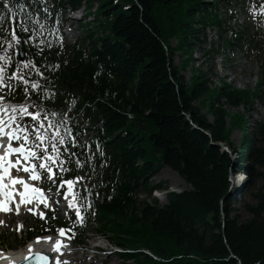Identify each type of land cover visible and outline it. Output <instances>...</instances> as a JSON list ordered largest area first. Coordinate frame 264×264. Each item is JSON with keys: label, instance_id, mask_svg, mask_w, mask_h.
<instances>
[{"label": "trees", "instance_id": "16d2710c", "mask_svg": "<svg viewBox=\"0 0 264 264\" xmlns=\"http://www.w3.org/2000/svg\"><path fill=\"white\" fill-rule=\"evenodd\" d=\"M66 1L74 7L80 3ZM120 1L130 8L113 1L100 4L98 15L105 20L97 29L103 37L93 39L90 54L80 47L74 52L45 47L39 59L35 48L25 47L31 62L25 68L9 49L13 69L19 66L28 81L39 85L37 90L29 85L26 94L20 83L18 95L63 117L74 115V123L61 120L64 132H95L83 152L93 158L85 178L97 179L90 181V195L102 193L99 231L122 247L150 250L160 261L143 252L122 258L133 264H264V122L248 133L247 119L237 114L228 127L227 111L216 107L222 99L231 108L249 106L258 93L225 86L215 95L203 72L190 88L174 68L176 48L170 41L183 37L192 59L193 25L202 0H189L184 21L185 0ZM63 6L64 0H0V16L5 17L0 27L7 29L0 31V39L10 36L13 11L20 25L30 18L43 20L41 15L50 12L60 14ZM195 102L207 105L212 123ZM236 128L243 131L239 147L231 139ZM218 144L228 146L232 155ZM163 168L176 172L190 190L170 193L168 204L159 207L148 200L156 188L152 179ZM237 173L248 177L241 209L229 194L231 176ZM141 194L146 199L139 200Z\"/></svg>", "mask_w": 264, "mask_h": 264}, {"label": "rangeland", "instance_id": "374dc122", "mask_svg": "<svg viewBox=\"0 0 264 264\" xmlns=\"http://www.w3.org/2000/svg\"><path fill=\"white\" fill-rule=\"evenodd\" d=\"M105 1L107 0H100V2H105ZM116 1L118 2L119 0H116ZM120 3L121 5L125 6L123 2H120ZM191 5L192 3L189 0H185L183 2V8H181L182 21L185 20V15L187 13L188 8H190ZM97 7L98 6L94 4L93 11H95ZM255 17H256V21H250L252 27L254 28L252 30L251 36H255V40H254L252 47H262L263 46L262 43L264 42V14L255 15ZM112 20L113 19H110V21ZM85 21L89 22L91 20L90 18H87ZM241 21H243L242 18H241ZM245 26H249V25L245 23V24L236 26L233 23L232 24L233 36L231 33H228L227 35L224 36V39H230L231 36L235 38L234 32L241 31L242 29H244L243 27ZM209 30L211 31L209 33V38L214 40L217 36V30L214 28H210ZM218 38L220 39V37ZM179 43L181 44V46L178 49H176L177 52L173 57V64L174 66L181 68V63H182V69H184L185 67H187V62L183 61V56H187L190 54H188L189 53L188 48L184 45L183 37L172 39L170 41V46L171 47L174 46L173 48H175V46L178 45ZM204 48L209 50L207 46ZM197 50H200V49H197ZM243 53L244 51L241 49L239 51H235L234 53H232L231 49L229 51L228 50L226 51L227 59H230L231 61V58H232L234 60V62L231 61L232 66L234 68L233 70L234 72L227 70L225 71V73L226 74L234 73L236 80L239 83H241L243 86H245L247 88V91H250V92L255 91L258 88V83L261 84V87L258 93L259 94L258 98L254 100L252 106L244 107L241 109H231V110L227 109V112H229V115H230V120L227 121L228 122L227 125L228 127L231 126L232 117L235 116L236 113H244L245 116L249 120V129L247 130V132L250 133L255 124L264 122V72H263L264 52L260 55L251 54L247 56H245ZM199 56H201L200 53H199ZM196 57L197 55L193 56V66H190L189 68L182 70V73L185 76V81L187 83L193 78L195 67L197 68V66H202L203 62L206 60V56L200 57V60H196ZM204 69L207 70L208 76L213 84H216L217 87L223 86L222 79L224 75L222 72H219L216 70L213 72L211 63L206 65ZM197 82H198V79L195 76L188 85L190 88H193ZM242 85L240 87L244 88ZM214 94L217 95L218 91H216ZM199 109L201 110L203 114L208 115V108L206 104L200 105ZM207 119L210 122L212 121V117L210 115H208ZM242 136H243V131L241 129L236 128V130L233 131L231 139L233 141L234 147L240 146ZM152 160L158 163V159L155 158L154 155L152 156ZM152 184L154 186L163 185L164 187H167L169 191L168 193H172V192L182 193L184 191L190 190V187L181 178H179L177 174L173 173L167 168L162 169L161 172L157 176H155V178L152 180ZM236 185L237 186L240 185V181H238ZM236 190L237 188L233 189V192H235ZM158 195L159 197H156ZM167 197H168V194H165L164 191H159L158 193L156 192V194L154 192L152 195V199L148 200V202L157 203L159 207H163L167 204ZM144 198H145V195L139 196V200H143ZM249 202H252V200H249ZM242 203H243V197L240 196L236 204L239 209L242 208ZM23 219L25 221L27 231L30 232V230L36 226L35 220L28 218V217H25ZM62 220H66L68 222V220L65 218H61V221ZM17 222L18 220L13 219L11 222L12 224L9 225L7 229L5 228V223L2 222L0 224V237L5 236L9 239V241H5V242L0 241V249L7 248L8 250L19 251V252H23L27 250L28 246L24 248L25 245L27 244V242L24 241L25 239L24 235H22L20 232L15 230ZM77 225L79 226V223H77ZM96 231H97L96 224L94 226L87 227V230L84 231V234H85L84 238L89 248L90 247L92 248L93 246H96L99 243L103 242L107 246L111 247L112 249H115L112 241L110 242L108 240L110 239L109 235H107L108 238L106 239L105 237H100L96 235ZM55 232H56V229H55ZM15 239H17L19 243L18 245L17 241H15V244H17L18 246L12 243ZM78 249H79L78 258L79 260H82L83 264H132V263L124 262L120 258V256L117 254L103 255L101 253L96 252L95 254L92 255V254H85L82 248H78Z\"/></svg>", "mask_w": 264, "mask_h": 264}, {"label": "snow or ice", "instance_id": "6c2138e0", "mask_svg": "<svg viewBox=\"0 0 264 264\" xmlns=\"http://www.w3.org/2000/svg\"><path fill=\"white\" fill-rule=\"evenodd\" d=\"M4 19V16H0V21H3ZM20 27L23 31H27L24 22H21ZM0 31H7V29L0 27ZM9 34L12 37L11 41L0 39V43L7 45V48L4 49V54L0 55V61L3 62L0 63V92H4V90L7 89V92L4 95H0V148L3 149V152L0 153V190L8 187V185L4 184V180L7 177L11 179L13 185L20 183L24 186L25 191L20 193L23 198L22 202L30 203L31 200L27 199L29 185L23 179L11 177V170L16 168L18 172H29L31 173L30 179L38 180L41 178V174L37 170L39 168L45 170L48 173L49 179H51L55 175L54 168L58 166L56 161L60 156V148L55 141L58 140L59 145H64L65 140L58 130L55 131L54 135L50 136L48 134V129H57V126L49 121L47 128L45 127V120L47 117H42L38 105L32 103H21L19 105L3 103L5 96L10 95L15 89V85L11 83L13 80L21 82L24 86L23 91L26 94L28 93L29 85L33 90L39 88L38 83L30 82L25 78L19 66L11 75L8 74L7 69L12 62L11 57L8 55V50L13 49L15 45L20 43V38L16 36L15 30L11 31ZM30 64L31 62L23 65V67H29ZM32 66L34 67V65ZM36 71L39 73L38 68ZM29 108H35L36 111H29ZM52 115L56 114L53 112ZM23 117H31L33 123L30 127L22 126L21 123L18 122V120H22ZM5 137L7 138V142L4 140ZM29 140H31V145L28 144ZM46 140L48 141L47 145L45 144ZM14 141L17 142L18 146H13ZM73 143L75 142L73 141ZM49 147L51 148V152H49ZM52 153H55L56 155L53 156ZM12 157H16V159L13 160ZM21 161L24 163L22 164ZM77 163L79 164V161ZM61 171H66V169L61 168ZM64 184H67L68 193L71 194L74 181H63L60 186L63 187ZM40 191L42 190L35 188L32 189L33 193ZM4 195L8 200L0 203V211H10L11 209L8 207V203L14 202V196L11 192H4ZM41 199L45 202V206L47 207V198L41 196ZM65 199H67V194L65 195ZM75 199L76 196L73 195V200L68 201V206L69 208L76 209L77 219L81 225H83L84 219L79 206L74 203ZM18 208L19 205H17V211ZM41 216H43V213H41ZM58 233L60 236H64L65 230L59 229ZM41 239L51 240L50 237H38L37 242H40ZM64 247H66V245H63L62 241L57 240L54 244V251L62 254V249ZM29 251L32 252L31 248ZM32 255L36 257L38 264H50L53 259L46 253L32 252ZM29 258L31 257H26V259ZM55 264H67V262H61L59 259H56Z\"/></svg>", "mask_w": 264, "mask_h": 264}, {"label": "bare ground", "instance_id": "6f19581e", "mask_svg": "<svg viewBox=\"0 0 264 264\" xmlns=\"http://www.w3.org/2000/svg\"><path fill=\"white\" fill-rule=\"evenodd\" d=\"M98 242V241H97ZM55 244L54 240H40V242H37V240H32L29 241L24 248H26L27 246V250L23 251V252H19V251H13V250H8L6 249H0V264H13L12 262L15 261H19L20 259H22L25 255L35 252V251H40V249H42L43 247H51ZM98 247V248H102L105 249L108 246L101 242L98 245L94 246ZM22 248V249H24ZM31 248L32 252L29 251V249ZM75 262H78L75 259H72Z\"/></svg>", "mask_w": 264, "mask_h": 264}, {"label": "water", "instance_id": "95a60500", "mask_svg": "<svg viewBox=\"0 0 264 264\" xmlns=\"http://www.w3.org/2000/svg\"><path fill=\"white\" fill-rule=\"evenodd\" d=\"M190 118V116H188V119ZM218 146H222L221 144H218ZM229 194H230V192H229ZM27 264H38V262H37V259L36 258H34L33 260H31L29 263H27Z\"/></svg>", "mask_w": 264, "mask_h": 264}]
</instances>
